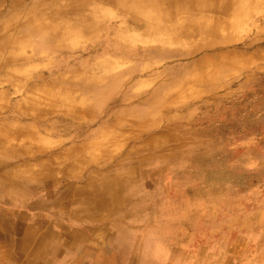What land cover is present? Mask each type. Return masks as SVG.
Segmentation results:
<instances>
[{"label": "rangeland", "instance_id": "1", "mask_svg": "<svg viewBox=\"0 0 264 264\" xmlns=\"http://www.w3.org/2000/svg\"><path fill=\"white\" fill-rule=\"evenodd\" d=\"M0 35V264H264V0H0Z\"/></svg>", "mask_w": 264, "mask_h": 264}, {"label": "bare ground", "instance_id": "2", "mask_svg": "<svg viewBox=\"0 0 264 264\" xmlns=\"http://www.w3.org/2000/svg\"><path fill=\"white\" fill-rule=\"evenodd\" d=\"M52 7H53V6H52ZM136 17H138V16H136ZM89 19H90V18H89ZM93 22H95V21H93ZM0 38H1L0 41H3V42H4V41L7 39V36H4V37H3V35H0ZM3 42H0V43H3ZM1 250H2V249H1ZM4 254H5V253H4ZM15 254H16V253H15ZM2 255H3V254H2ZM7 255H8V254H7ZM251 255H252V254H251ZM29 257H30V256H29ZM40 257H41V256H40ZM38 258H39V257H38ZM38 258H37V259H38ZM44 259H45V258H44ZM2 261H3V260H2ZM6 261H7V260H6ZM57 262H58V261H57ZM6 263H7V262H6Z\"/></svg>", "mask_w": 264, "mask_h": 264}]
</instances>
